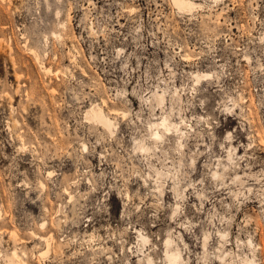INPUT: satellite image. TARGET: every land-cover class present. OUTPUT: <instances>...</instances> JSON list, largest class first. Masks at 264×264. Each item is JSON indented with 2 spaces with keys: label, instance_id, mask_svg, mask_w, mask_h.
I'll return each mask as SVG.
<instances>
[{
  "label": "rangeland",
  "instance_id": "rangeland-1",
  "mask_svg": "<svg viewBox=\"0 0 264 264\" xmlns=\"http://www.w3.org/2000/svg\"><path fill=\"white\" fill-rule=\"evenodd\" d=\"M185 1L0 0V264H264V0Z\"/></svg>",
  "mask_w": 264,
  "mask_h": 264
},
{
  "label": "bare ground",
  "instance_id": "bare-ground-1",
  "mask_svg": "<svg viewBox=\"0 0 264 264\" xmlns=\"http://www.w3.org/2000/svg\"><path fill=\"white\" fill-rule=\"evenodd\" d=\"M179 5H181V6H183V7H185V6H188L189 5V1L187 2V1H185V0H179ZM190 5H192L191 3H190ZM190 7V6H189ZM100 111V110H99ZM99 114V113H98ZM100 116V115H99ZM101 119H103L104 121L103 122H105L106 123V125H108V122H110L111 120H109V119H107V117L105 116L104 118H101ZM13 235L15 234V233H12ZM17 234V233H16ZM175 257V256H174ZM173 257V258H174ZM176 258V257H175ZM172 259V258H171ZM175 260V259H174ZM173 261V260H172ZM26 264V263H25Z\"/></svg>",
  "mask_w": 264,
  "mask_h": 264
}]
</instances>
